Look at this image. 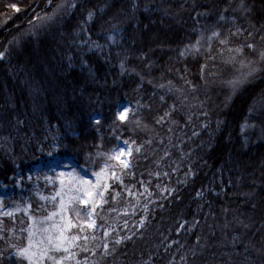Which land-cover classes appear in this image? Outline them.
<instances>
[{"label":"trees","instance_id":"1","mask_svg":"<svg viewBox=\"0 0 264 264\" xmlns=\"http://www.w3.org/2000/svg\"><path fill=\"white\" fill-rule=\"evenodd\" d=\"M72 2L33 28L61 0H0V184L18 176L36 209L44 186L29 175L49 151L90 172L107 163L123 183L93 216L89 264H262L252 245H264V63L238 88L229 81L264 49V0ZM53 137L62 147L49 148ZM119 142L131 149L127 169L106 155ZM26 225L0 218V264H26L12 253Z\"/></svg>","mask_w":264,"mask_h":264},{"label":"snow or ice","instance_id":"2","mask_svg":"<svg viewBox=\"0 0 264 264\" xmlns=\"http://www.w3.org/2000/svg\"><path fill=\"white\" fill-rule=\"evenodd\" d=\"M48 2L51 4V0H48ZM10 6L17 11L20 10L18 5L15 3L11 4ZM76 6L77 5L72 2V0H61V3L56 5V9L52 14L44 13L42 16L37 14L33 16L32 20L28 21V24L35 28L33 21H37V23L51 21L57 12L64 13ZM136 6L137 5L135 3L132 4V8H135ZM241 6H243V0H241ZM92 15L93 13L91 11L88 12L89 18H91ZM241 31V29L237 28L236 31L230 33V35H237ZM219 35L220 33L218 31H214L212 33V36ZM247 36L252 37L253 33L247 32ZM108 39L114 41V37L111 35H109ZM260 39L264 40V35H260ZM219 43L222 45L227 44L228 36H225L223 39H221ZM245 46L253 52L256 51V45L254 41L247 43ZM97 47H99V45H97ZM221 51H223V49H221ZM229 51H232V49L230 48ZM235 52L242 54V48L237 47ZM4 56L5 52L0 51V58H3ZM229 62L235 64L237 62L236 56L233 55ZM238 62L242 67H246L247 71L241 72L231 81H229V84L233 89L238 88L245 79L257 72L258 63H264V49L259 51L255 60L245 61L242 59ZM161 99H163V97H161ZM127 111V109H124V111L120 114L121 120L125 119L124 113ZM167 115L168 113H165V116ZM163 119L164 117H160V119L157 120V123H160V121ZM45 140H48V137H45ZM48 146L50 149H58L62 147V144L55 137H53L48 141ZM126 154L130 155V149L126 153L125 149L117 148L113 153L106 155H108L109 159L119 161L120 165H122L124 169H127L130 167L129 161L121 158ZM48 155L51 156L52 152L49 151ZM107 168H109V165L105 163L99 172L93 173V175L96 177L95 182L86 179L74 169L71 171H61L59 173L60 177L67 176V181L60 179L61 188L56 192V196L53 197V200H55L56 197H59L58 206H56L52 212H49L47 216L40 217L39 219L35 217L32 218L33 224L28 230L27 244L17 250L18 254L27 261V264H73V262L74 264H89L87 256H85L82 261L77 259V254L75 251H73V249L82 247L83 252H90L94 254V249L96 246L94 245L92 249H89L87 247V243L90 239L89 236L81 235L80 233L85 231V226L89 229H94L97 226L96 220L93 219V216L96 214L97 206L101 205L102 203H106V201L98 199L97 197L102 198L104 196V190L109 188V184L107 182L101 184L100 181H106L109 175L114 177L116 180H121L120 176H117L115 171L106 173L105 169ZM52 170L53 169L50 167L49 171ZM165 175L167 174L165 173ZM29 179H31V177H29ZM48 179L51 180V177H48ZM121 183H123L122 180ZM129 194L131 195L132 193ZM3 201L4 198L0 197V207L3 206ZM79 205H83L85 208L80 209L78 207ZM82 212L83 216L87 217L86 219L82 218ZM7 215H11V213H7ZM140 224H144V218H141ZM73 229L77 230L76 234H73ZM179 230L180 229L177 228V231ZM103 234L105 237H107L109 234V229H104ZM91 239L95 240L96 237L93 236ZM81 241L84 242L83 246L79 243ZM116 243H120V240H117ZM103 248L105 249L104 255H107L109 244L104 243ZM252 248L262 258H264V245H261V247L257 248L256 245L253 244ZM234 250L238 252V249ZM245 251H247V248ZM169 264H171V261ZM245 264H253L251 261V256L245 257ZM262 264H264V260H262Z\"/></svg>","mask_w":264,"mask_h":264},{"label":"rangeland","instance_id":"3","mask_svg":"<svg viewBox=\"0 0 264 264\" xmlns=\"http://www.w3.org/2000/svg\"><path fill=\"white\" fill-rule=\"evenodd\" d=\"M124 109L128 110L126 113H124L125 119H126L128 113H129V107L127 104L121 103L117 106V108L115 110V115L119 120H121L120 114L124 111ZM125 119H123V120H125ZM117 148L125 149L126 153L130 149V147L127 144H125L123 142H119L115 146L112 153ZM130 155H131V149H130ZM130 155L126 154V155L122 156L121 158L129 161ZM114 161L118 164V166L120 168L124 169L123 166L120 165L119 161H117V160H114ZM50 167L53 169L52 171H49ZM73 169L75 171L79 172V174L84 176L86 179H89V180H92L93 182H95L96 177L93 175L94 172H90V171L86 170L85 168L78 166L72 159H70L68 157L48 155L46 158L40 159L38 161V163L35 166H33L32 172L30 173L29 177L34 178L37 182L41 183L44 186V189L37 193L38 198H39V207L36 209H33L31 207L29 200L27 199V197L25 196V194L23 192V188L21 185V179L18 176L12 177L10 179V183L7 185L0 184V197L4 198L3 206L0 207V218H3V217L12 218V217L17 216V215H22L27 219V225L23 231L24 232V241L22 244H17V246L13 249V252H12L13 255L24 260L26 264H27V261L25 259H23L18 254L17 250L19 248L24 247L27 244L28 230H29L30 226L33 224L32 218L35 217V218L39 219L40 217L47 216L49 212H52L54 210V208L56 206H58L59 197H56L55 200H53V197L56 196V192L58 190H60V188H61L60 179H64L65 181H67V176L60 177L59 173L61 171H71ZM111 171H114V170L111 168L105 169L106 173H110ZM115 172H116V175L120 176V178L122 180V176L117 171H115ZM48 177H51V180H49ZM121 180H116L114 177H111L109 175V177L106 181L101 180L100 183L103 184V183L107 182L109 184V188H110L112 183H118V184L122 185ZM109 188L104 190V196L102 198L101 197H97V198L105 201V198H106V195H107ZM144 192H145V186H140L139 188H136L135 186H129L126 189L125 194L136 200V199L141 198L143 196ZM129 193H132V194L130 195ZM103 205H104V203H102L101 205H98L97 209H100ZM127 212H128V210H127ZM7 213H11V215H7ZM125 214H126V212H125ZM93 219H94V217H93ZM140 220L141 219H139L137 222L134 221L132 225H136L137 227H140V225H141ZM122 224H124V226H126L128 224V222L126 220H124L123 222H121V225ZM96 228L97 227H95L94 229H89L85 226V231L83 233H80V234L89 236L90 234H93L94 231H97ZM106 229H109V228H106ZM72 231H73V234L77 233L76 229H73ZM109 234H111L110 229H109ZM109 234H108V236H109ZM115 235L116 236L114 239L116 241L121 240L122 234L117 233ZM107 237H105L103 234L104 239ZM79 243L82 246L84 244L83 241H81ZM73 251L76 252L77 259H80L82 261L84 258L82 256V254H84V252L82 251V247L73 249ZM73 264H74V262H73Z\"/></svg>","mask_w":264,"mask_h":264}]
</instances>
